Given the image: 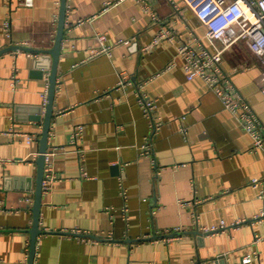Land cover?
<instances>
[{"label":"crops","instance_id":"1","mask_svg":"<svg viewBox=\"0 0 264 264\" xmlns=\"http://www.w3.org/2000/svg\"><path fill=\"white\" fill-rule=\"evenodd\" d=\"M59 1L0 0V51L50 49ZM147 1L157 19L136 0H66L47 137L56 180L42 193L33 264H264V143L252 149L202 80L186 79L176 46L206 44L204 26L182 0ZM163 28L177 37L142 52ZM96 34L111 56L89 58ZM50 64L47 54L0 53V264H29ZM220 67L264 136V57L238 42ZM138 93L154 102V125ZM173 229L181 234L167 241Z\"/></svg>","mask_w":264,"mask_h":264},{"label":"built area","instance_id":"2","mask_svg":"<svg viewBox=\"0 0 264 264\" xmlns=\"http://www.w3.org/2000/svg\"><path fill=\"white\" fill-rule=\"evenodd\" d=\"M141 2L144 13H149L151 18L157 19L151 4L147 0H136ZM186 7L192 12L196 19L205 28V41L203 44L200 38L191 42L181 41L176 46L177 56L182 59L186 79H201L204 85L222 103L225 110L236 119L242 130L251 137L252 149H261L264 143V136L260 133L261 122L251 109L249 103L240 95L235 86L230 82L229 77L220 67L223 54L238 42H247L249 49L256 55L264 57V0H182ZM23 6H32V0H22ZM109 5L105 6L108 9ZM175 10H178L173 6ZM4 31L9 35V22L4 24ZM177 35L170 29L159 31L142 52L154 48L164 39H173ZM99 42L98 47L89 49V58L106 55L111 56L110 48L106 46V36L96 34ZM128 44L129 42H121ZM264 97V81L260 89ZM47 93L44 94V101ZM138 103L143 109V113L148 121H153L154 102L138 93ZM82 126L76 127L72 133V140L76 142L81 137ZM31 136L26 137L29 143ZM150 144L145 145L144 154L147 153ZM44 156L43 180L41 193L47 194L52 184L56 180L52 164V152H47ZM257 179L252 181L253 186L257 184ZM264 200V196H262ZM264 217V209L256 216L257 219ZM242 221L231 224L232 228H237ZM226 227V223L221 221L219 226H204L202 234L214 235ZM168 234L173 236L167 241L181 234L177 229L171 230ZM169 236V235H168ZM251 257L244 259L245 263L250 262Z\"/></svg>","mask_w":264,"mask_h":264},{"label":"water","instance_id":"3","mask_svg":"<svg viewBox=\"0 0 264 264\" xmlns=\"http://www.w3.org/2000/svg\"><path fill=\"white\" fill-rule=\"evenodd\" d=\"M60 6H59V14H58V22L56 26V32H55V40L53 42V45L50 49L47 50H35L31 48H23V47H17V46H10L9 49H19L23 51H29V52H34L36 54L44 55L47 54L51 58V64H50V76H49V85H48V97H47V103L45 104V110H44V118H43V130L39 138V153L37 156L36 160V182H35V189H34V198H33V204L31 207L32 210V223H31V229L28 231L30 235V252H29V259L28 262L29 264H33V256H34V251H35V242L37 239V236L42 233L40 227H39V216H40V206H41V200H42V193H41V184L43 180V169H44V154L47 151V137H48V132L50 129V121L53 117V99H54V94H55V85H56V78H57V65L60 57V50H61V43L63 41V33H64V27H65V15H66V8H67V3L66 0H60L59 1ZM9 49H5L4 51H0V53L9 51ZM38 111H41L40 108L37 109ZM38 118V117H37ZM72 234V233H70ZM75 235V234H73ZM77 237H88L92 239L97 238L91 236V235H75ZM169 236H173L170 234Z\"/></svg>","mask_w":264,"mask_h":264}]
</instances>
